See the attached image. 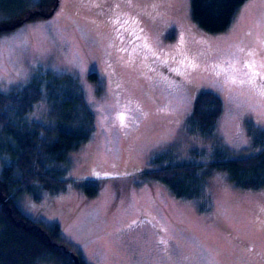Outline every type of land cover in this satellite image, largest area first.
I'll return each instance as SVG.
<instances>
[{
    "label": "rangeland",
    "instance_id": "rangeland-1",
    "mask_svg": "<svg viewBox=\"0 0 264 264\" xmlns=\"http://www.w3.org/2000/svg\"><path fill=\"white\" fill-rule=\"evenodd\" d=\"M37 1L25 7L42 13L0 15V90L41 68L74 72L98 128L59 162L65 191L40 200L24 193L20 209L58 223L67 249L88 264H264V186L241 188L228 170L210 167L202 171L208 199L196 202L137 172L165 148L177 160L196 146L231 157L256 151L247 120L264 124V0H247L215 33L194 20L191 0ZM200 87L225 101L212 137L184 127ZM52 115L43 103L29 118L53 125ZM8 160L0 157V174Z\"/></svg>",
    "mask_w": 264,
    "mask_h": 264
},
{
    "label": "trees",
    "instance_id": "trees-1",
    "mask_svg": "<svg viewBox=\"0 0 264 264\" xmlns=\"http://www.w3.org/2000/svg\"><path fill=\"white\" fill-rule=\"evenodd\" d=\"M47 1L56 5L59 0ZM246 1L191 0L192 17L204 31L222 32L231 27L238 9ZM15 2L19 3V11ZM44 2L36 3L42 6ZM25 6V0H0V15L13 14L16 21L24 11L27 18L42 13ZM96 81L101 94L103 84L100 79ZM43 103L49 105L53 125L42 118H29ZM224 109L222 94L208 87L198 88L184 123L186 131L214 136ZM247 123L256 150L248 156L231 157L224 147H215L213 155H209L207 149L196 146L190 149L189 157L177 160L170 155L171 149L165 148L150 158L148 169L137 172L165 185L176 198L196 202L208 199L202 171L210 167L228 170L241 188L260 189L264 186V124L252 119ZM97 128L96 111L74 72L41 68L20 87L0 90V157L9 158L0 174V264H76L61 236V226L31 219L16 199L29 193L40 200L45 192L65 191L59 162L89 141ZM87 191L95 196L98 186L91 183ZM80 264L88 263L80 256Z\"/></svg>",
    "mask_w": 264,
    "mask_h": 264
},
{
    "label": "water",
    "instance_id": "water-1",
    "mask_svg": "<svg viewBox=\"0 0 264 264\" xmlns=\"http://www.w3.org/2000/svg\"><path fill=\"white\" fill-rule=\"evenodd\" d=\"M70 254L73 256L75 263L80 264V255L74 251H70Z\"/></svg>",
    "mask_w": 264,
    "mask_h": 264
},
{
    "label": "snow or ice",
    "instance_id": "snow-or-ice-1",
    "mask_svg": "<svg viewBox=\"0 0 264 264\" xmlns=\"http://www.w3.org/2000/svg\"><path fill=\"white\" fill-rule=\"evenodd\" d=\"M118 118L121 120V122H123V120H124L123 114H121Z\"/></svg>",
    "mask_w": 264,
    "mask_h": 264
}]
</instances>
